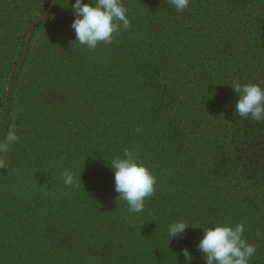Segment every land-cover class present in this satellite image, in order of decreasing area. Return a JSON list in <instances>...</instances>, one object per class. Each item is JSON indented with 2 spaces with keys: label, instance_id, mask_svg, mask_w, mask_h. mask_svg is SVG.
<instances>
[{
  "label": "rangeland",
  "instance_id": "1",
  "mask_svg": "<svg viewBox=\"0 0 264 264\" xmlns=\"http://www.w3.org/2000/svg\"><path fill=\"white\" fill-rule=\"evenodd\" d=\"M154 1L171 0H122L129 28L93 50L74 42L75 0H0V264H184V247L204 264L196 226L211 223L243 224L249 264H264V150L241 139L234 94L191 111L209 99L201 84L157 68L139 24ZM126 150L156 177L139 213L106 165ZM180 219L193 227L171 241Z\"/></svg>",
  "mask_w": 264,
  "mask_h": 264
},
{
  "label": "trees",
  "instance_id": "2",
  "mask_svg": "<svg viewBox=\"0 0 264 264\" xmlns=\"http://www.w3.org/2000/svg\"><path fill=\"white\" fill-rule=\"evenodd\" d=\"M151 3L142 1L148 11ZM154 5L155 19L150 20L148 15L139 22L144 44L154 49L157 68L179 69V73L186 68L184 74L201 84L195 87H200L209 99L191 105V111L211 115L221 105L217 101L224 99L221 94H234L238 99L231 86L230 92L223 91L222 77L234 84L264 87V0L190 1L182 12L171 1H154ZM8 37L9 33L0 35V51L8 47ZM10 60L6 57L0 63L2 84L8 78ZM239 119L245 144L264 150V122L251 117ZM245 127L249 128L246 134Z\"/></svg>",
  "mask_w": 264,
  "mask_h": 264
},
{
  "label": "clouds",
  "instance_id": "3",
  "mask_svg": "<svg viewBox=\"0 0 264 264\" xmlns=\"http://www.w3.org/2000/svg\"><path fill=\"white\" fill-rule=\"evenodd\" d=\"M172 6L179 12L189 7L190 0H171ZM75 15L72 29L75 41L89 49H95L101 42L110 44L114 34L121 28L127 30L130 20L127 8L122 0H75L71 3ZM237 94L235 111L239 117H251L255 121L264 122V87L259 84H241L231 86ZM7 139L15 141L14 133H9ZM114 171L115 191L118 199H123L130 213L142 212L146 198L155 191L156 177L152 171L142 163L134 151L126 150L123 157H113L110 164H106ZM64 183L75 186L77 178L71 171L63 173ZM214 227H199L203 236L199 239L197 249L201 253L200 259L204 264H249L256 253V247L243 238L245 231L243 224L234 227L223 223H211ZM190 226L180 219L168 225L171 241L182 237ZM177 255H183L184 264H193L194 256L191 250L184 247Z\"/></svg>",
  "mask_w": 264,
  "mask_h": 264
}]
</instances>
